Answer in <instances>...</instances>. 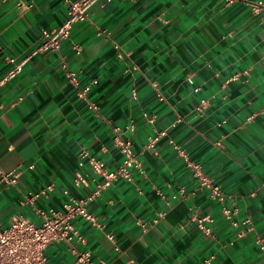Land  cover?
Returning <instances> with one entry per match:
<instances>
[{"label": "crops", "instance_id": "0c3cea01", "mask_svg": "<svg viewBox=\"0 0 264 264\" xmlns=\"http://www.w3.org/2000/svg\"><path fill=\"white\" fill-rule=\"evenodd\" d=\"M24 1L0 0V77L10 57L26 59L0 86V165L22 172L10 187L0 181V224L17 214L40 223L36 208L62 210L64 190L88 194L95 184L75 181L91 173L80 150L116 168L122 154L113 127L120 126L142 169L88 205L104 227L73 218L86 241L50 244L48 264H87L76 251L91 252L94 264H201L210 256L209 264H264L257 242L264 238V0H99L60 51L33 55L42 30L66 19L68 4ZM116 45L130 56L119 57ZM63 64L81 85L97 80L86 99ZM187 159L236 201L239 225L199 189ZM50 185L34 204L21 202ZM207 215L210 232L197 220ZM246 218L253 229L237 237Z\"/></svg>", "mask_w": 264, "mask_h": 264}, {"label": "built area", "instance_id": "2783aa9c", "mask_svg": "<svg viewBox=\"0 0 264 264\" xmlns=\"http://www.w3.org/2000/svg\"><path fill=\"white\" fill-rule=\"evenodd\" d=\"M18 5H22L24 0H16ZM68 4V12L66 19L57 27L52 29L44 28L41 32V42L34 49L32 55L37 52H58L61 50L64 41L69 39L72 34L73 26L78 22L91 21V13L93 6L99 0H64ZM102 31V30H100ZM119 49L118 56L124 58L130 56L129 52L123 50L119 45H116ZM78 52L81 50V46H77ZM26 59L18 61L15 57H10L9 62L13 66L7 71L6 74L0 77V86L15 78L23 70ZM62 69L66 78L78 86V95L81 98L86 99L92 84L97 82H87L81 85L79 75L76 70L71 69L67 64H63ZM188 81L194 83L193 77L189 76ZM153 84L158 86V81L154 80ZM195 90H199L196 87ZM136 95V91H134ZM161 98H164L160 95ZM89 108L94 111L96 115H100L99 104L93 99H88ZM205 100H203L204 102ZM128 130L135 129V123L132 121L125 126ZM123 129L120 126L113 127V144L122 154V162L116 168H110L104 160L90 153L89 150L81 148L80 164L89 165L90 174H78L75 179L77 185H88L90 182L95 184L94 188L85 196L77 197L64 190V193L68 195V199L63 204L62 210L37 207L36 213L41 218V222L38 223L35 220L23 215L17 214L11 218L7 225L0 224V264H48V256L46 254V248L54 243L65 241L73 246V241L85 242L86 238L73 224L72 220L76 216H82L92 225L97 227H104L101 220L91 212L88 205L101 196L103 191L120 180L134 181V171L142 169V162L139 158L138 152L133 146V142L130 139H125L122 136ZM157 137L151 138L148 146L153 147ZM188 160V165L193 171L194 176L198 179L199 189L208 192L209 196L219 201L222 204V212L224 216L232 220L234 225H239V221L236 219L238 212V206L232 196L228 195L222 186L206 171L198 162ZM20 170L5 171L0 165V181L5 183L6 187L17 184L21 176ZM48 189H52V186L43 188L37 192H29L24 195L21 200L23 204L35 203V200L45 194ZM180 193L184 195V190H180ZM254 194V193H252ZM199 224L205 229L206 232H210L211 228L204 224V221H212V216L207 215L203 218L197 219ZM157 221V220H155ZM246 225L245 228H240L236 236L242 237L248 230L253 229V224L249 218L242 221ZM110 239L114 240V234L108 233ZM257 242L260 244L262 250H264V238L258 237ZM78 261L94 264L91 258V252H77ZM214 256L206 258L201 264H209ZM103 264H107L103 261Z\"/></svg>", "mask_w": 264, "mask_h": 264}]
</instances>
